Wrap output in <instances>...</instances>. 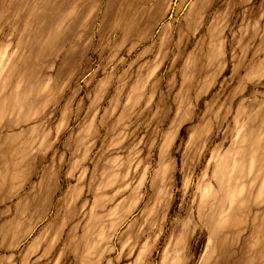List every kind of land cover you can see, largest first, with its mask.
Instances as JSON below:
<instances>
[{
    "label": "rangeland",
    "instance_id": "rangeland-1",
    "mask_svg": "<svg viewBox=\"0 0 264 264\" xmlns=\"http://www.w3.org/2000/svg\"><path fill=\"white\" fill-rule=\"evenodd\" d=\"M0 264H264V0H0Z\"/></svg>",
    "mask_w": 264,
    "mask_h": 264
}]
</instances>
